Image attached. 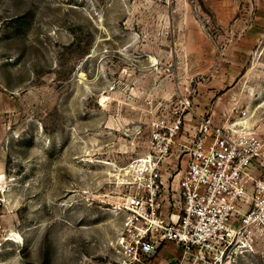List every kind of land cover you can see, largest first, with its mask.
I'll list each match as a JSON object with an SVG mask.
<instances>
[{"label": "rangeland", "instance_id": "obj_1", "mask_svg": "<svg viewBox=\"0 0 264 264\" xmlns=\"http://www.w3.org/2000/svg\"><path fill=\"white\" fill-rule=\"evenodd\" d=\"M186 101L264 143V0H0V264H123L130 165Z\"/></svg>", "mask_w": 264, "mask_h": 264}, {"label": "built area", "instance_id": "obj_2", "mask_svg": "<svg viewBox=\"0 0 264 264\" xmlns=\"http://www.w3.org/2000/svg\"><path fill=\"white\" fill-rule=\"evenodd\" d=\"M189 109L186 101L173 119L154 121L153 153L130 165L136 190L123 203L129 235L121 240L128 252L123 264L155 256L164 242L182 251L169 264H242L264 234V175L252 177L251 187L247 180L263 140L232 124L217 125L212 116L200 118L193 142L185 146L189 156L180 180L181 208L166 213L161 165L182 135ZM6 207L5 183L0 181V224Z\"/></svg>", "mask_w": 264, "mask_h": 264}, {"label": "crops", "instance_id": "obj_3", "mask_svg": "<svg viewBox=\"0 0 264 264\" xmlns=\"http://www.w3.org/2000/svg\"><path fill=\"white\" fill-rule=\"evenodd\" d=\"M198 125L199 121L198 123H195L194 129L189 128V131H185V133L183 132L184 134L182 133V135L177 138L171 156L168 157L161 165L164 179L163 196L165 200L168 201L166 213H176L179 212L181 208L180 180L187 165V159L189 156L186 153L185 146L188 147L193 142ZM166 247L162 249L160 254L153 261H151V264H169L170 261L180 255V248L178 246L167 245Z\"/></svg>", "mask_w": 264, "mask_h": 264}, {"label": "bare ground", "instance_id": "obj_4", "mask_svg": "<svg viewBox=\"0 0 264 264\" xmlns=\"http://www.w3.org/2000/svg\"><path fill=\"white\" fill-rule=\"evenodd\" d=\"M1 176V175H0Z\"/></svg>", "mask_w": 264, "mask_h": 264}]
</instances>
